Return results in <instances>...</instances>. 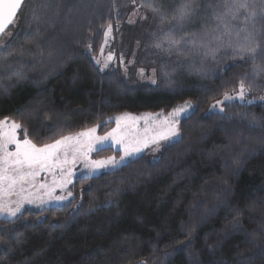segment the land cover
I'll list each match as a JSON object with an SVG mask.
<instances>
[{"label": "trees", "instance_id": "trees-1", "mask_svg": "<svg viewBox=\"0 0 264 264\" xmlns=\"http://www.w3.org/2000/svg\"><path fill=\"white\" fill-rule=\"evenodd\" d=\"M184 2L35 0V19L24 8L0 36V120L20 123L19 135L27 129L36 145L93 126L103 133L116 114L193 105L179 138L155 157L78 176L67 202L0 218V264H264V57L234 54L243 16L222 35L213 17L222 0H193L178 25ZM133 10L142 23H126ZM108 23L110 61L101 51ZM253 28L264 47L259 7ZM241 79L250 87L244 100H225ZM216 101L219 110L204 113Z\"/></svg>", "mask_w": 264, "mask_h": 264}, {"label": "snow or ice", "instance_id": "snow-or-ice-1", "mask_svg": "<svg viewBox=\"0 0 264 264\" xmlns=\"http://www.w3.org/2000/svg\"><path fill=\"white\" fill-rule=\"evenodd\" d=\"M134 2V0H133ZM35 0H0V36H3L6 33V30L9 29V26H15L18 20V13L24 8H32V18L35 19V8L33 4ZM151 11L156 13L163 20L166 13L162 12L161 9L153 7L151 4L147 5ZM218 11L213 12V17L223 24L225 32L222 35L231 36L233 28H236L232 21L238 20L243 16V27L236 28V36L238 41L235 47L232 44H229V47H233V52L236 55H239L243 60L245 58H250L253 61L256 60L257 56L264 57V47L261 46L259 42L255 40L253 28L251 31L247 29L249 21H252L257 16V7H259L260 13L264 14V0H222V4H218ZM193 0H185L184 3L178 5L176 9V15L173 17V20L178 24H182L183 21L189 19L194 12ZM131 22V21H130ZM112 31V24L108 23L104 31L105 43L107 38L110 36ZM241 32H246L247 34L243 36V42H239V37ZM7 35L11 37L14 35L13 32L8 31ZM169 39L171 43H179L174 39ZM220 39V37H216ZM4 46H7L6 44ZM157 47H160L157 44ZM101 51H103V45L101 46ZM213 54L215 50H212ZM112 59V54L109 53L107 60ZM100 61L97 60V63ZM107 61L104 63L103 68H107ZM254 69H261V65H253ZM20 76V74H17ZM20 78H23L20 76ZM246 78V77H245ZM155 83V81H153ZM250 91V87L245 86V79H241L239 83V92L237 97H231L226 95L225 100H232L239 98L244 100L245 93ZM261 102H264V97H260ZM217 103H220L219 101ZM252 103V101H249ZM191 107L189 104H185L183 107L174 109L170 116L178 117L181 113L187 112ZM223 112V109H220ZM118 127L121 117H117ZM253 122L256 121V117H252ZM179 121L173 119L171 122L166 121L163 128L157 130L156 128H146L144 130L143 138L135 139L133 142L128 144L124 143L125 137H121L116 141V143L123 146L124 154L120 157L119 160L114 157H108L104 160L91 161L89 167L91 171L95 172L101 168H116L119 165L125 163L126 158L135 157L138 153L142 152L144 148H147L150 144L159 145L160 141H168L180 136V131L178 127ZM5 125H8V129H5ZM22 126L16 121H12L9 124L7 118L0 120V193L7 191L9 194L17 187V185H23L27 182V179L31 176L38 175L36 171H25V168L34 169V166L39 165L40 168H46L49 165H58L63 171V167L66 164L75 162V155H73V160L70 162L67 159L68 152L75 148V145L80 144L81 138L88 136L91 137V134L96 131V128L93 127L87 131L79 132L75 135H65L61 136L60 139L55 140L52 143L44 144L42 147H38L32 140L27 138V129H25V138L23 140L18 139L17 130ZM117 129H113L115 133ZM111 135V134H109ZM107 140V136L90 139L87 150L99 151L101 150L104 142ZM15 145V151H9L8 145ZM63 152L65 159L63 161L59 160L60 153ZM86 155V153H84ZM73 175L71 168L67 172V176ZM71 183V180L62 178L59 182H56V186L64 188L67 184ZM5 185L7 187L5 188ZM41 187H44L43 185ZM23 191V188L20 189ZM72 194L69 193V196ZM56 199L64 200L66 197H57ZM21 201L15 208L5 207L0 203V215H7L9 217H15L20 212L23 207ZM27 203H33L32 200L28 199Z\"/></svg>", "mask_w": 264, "mask_h": 264}, {"label": "rangeland", "instance_id": "rangeland-1", "mask_svg": "<svg viewBox=\"0 0 264 264\" xmlns=\"http://www.w3.org/2000/svg\"><path fill=\"white\" fill-rule=\"evenodd\" d=\"M144 20V16L140 14L139 11L133 10L127 17H126V23L127 24H140ZM131 21V22H130ZM121 33H119V40L121 38ZM109 41L110 36L107 38V42L104 41V51L108 54L111 52V49L109 47ZM108 56V55H107ZM218 101L210 104L205 110L204 113H208L211 111L219 110V103ZM185 104L191 105V107L187 110V112L181 113L178 117L170 116L169 114L173 112L174 109L183 107ZM193 110V105L186 102L178 105L177 107L171 109L166 114L161 113H151V112H143V113H120L112 116L110 120L113 122V125L111 128H109L107 131L100 133L98 132V126H93L96 128V131L91 134V137L85 136L81 138L80 144L75 145V148L73 150H70L67 155V159L71 162L73 160V155H75V162L69 163L64 165L63 171L61 170V167L58 165H49L46 168H40L39 165L34 166V169H28L25 168V171H36L38 175L31 176L27 179V182L23 185H17V187L9 194L7 191L0 193V203H2L5 207H11L15 208L18 204L21 203V201H25L23 203V207L21 208L20 212L28 207V208H48L57 206L60 204H63L67 202L70 199L69 193H68V187L72 184L74 179L78 176H94V175H100L102 173H106L109 171H112L114 169H117L118 167L122 166L119 165L116 168H101L98 171H91V168L89 167L91 161L96 160H104L108 157H114L115 159L119 160L120 157L124 154L123 152V146L121 144L116 143L118 139L121 137H125L124 143L128 144L130 142H133L135 139L143 138L144 136V130L146 128H156L157 130L163 128L165 125V122H171L173 119H176L180 121L181 118L185 117L187 114H189ZM117 117H121L119 121V127L117 122ZM5 119V118H4ZM1 119V120H4ZM9 121V124L12 122V120L7 119ZM8 125H5V129H8ZM91 127V128H93ZM179 127V124H178ZM89 128V129H91ZM113 129H117L115 133H113ZM83 130V131H87ZM82 132V131H80ZM79 133V132H77ZM75 133V134H77ZM72 134V135H75ZM111 134V135H109ZM107 136V140L104 142L103 148H112L115 151H118V155H111L107 157H93V153L95 151L88 152L87 145L90 141V139L99 138V137H105ZM17 137L20 140H23L25 136L19 135V129L17 130ZM179 137L174 138L172 140L168 141H160L159 145L156 144H150L147 148H144L142 152L138 153L135 157L126 158V161H129L131 159L137 158L141 155H148L149 157H155L159 151L163 147H165L167 144L177 140ZM29 139V138H28ZM55 141V140H54ZM54 141H51L49 143H52ZM47 144V143H46ZM42 145H37L38 147H42ZM9 151H15V145L10 144L8 145ZM86 153V155L84 154ZM65 159L64 153L61 152L59 155V160L63 161ZM124 163V164H125ZM71 168L73 175L67 176V172ZM62 178H66L71 180V183L67 184L64 188H60L56 186V182H59ZM44 187H41V186ZM7 185H5V188ZM21 187L23 188V191H21ZM57 197H66L67 199L59 200L56 199ZM30 199L33 201V203H27L26 201ZM19 212V213H20ZM18 213V214H19ZM17 214V215H18ZM0 218L3 219H11L13 217H9L7 215H0Z\"/></svg>", "mask_w": 264, "mask_h": 264}]
</instances>
